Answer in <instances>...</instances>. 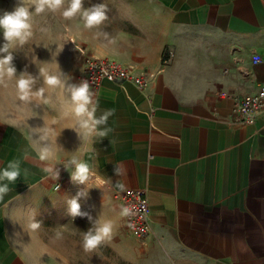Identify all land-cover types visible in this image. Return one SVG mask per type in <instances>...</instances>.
<instances>
[{"label":"crops","instance_id":"0c3cea01","mask_svg":"<svg viewBox=\"0 0 264 264\" xmlns=\"http://www.w3.org/2000/svg\"><path fill=\"white\" fill-rule=\"evenodd\" d=\"M130 20V42L97 55L156 74L145 89L103 83L97 115L115 109L107 137L80 135L75 117L63 115L70 94L44 79L33 90L45 87L50 104L20 101L14 81L0 87V169L12 160L22 169L0 201V264H97L91 252L80 262L74 239L55 246L29 228V209L71 181L63 163L73 156L92 166L84 202L95 205V219L114 223L98 248L111 264H264V112L236 125L233 99L220 96L264 81V62L255 63L264 61V0H147ZM81 65L72 79L63 72L68 83ZM45 128L50 138L40 140ZM51 143L54 154L40 159ZM117 181L147 191L145 241L121 230ZM86 187L72 185L67 197Z\"/></svg>","mask_w":264,"mask_h":264},{"label":"clouds","instance_id":"9594fccd","mask_svg":"<svg viewBox=\"0 0 264 264\" xmlns=\"http://www.w3.org/2000/svg\"><path fill=\"white\" fill-rule=\"evenodd\" d=\"M59 15L65 21L79 20L83 27L88 30L97 29L108 19V7L104 3L93 4L85 8L83 0H15V4L11 11L3 10L0 12V34H2V43H0V87L7 86L8 82L14 81L15 88L20 101L33 104V99L43 104H50V99L45 98V87L34 89L36 78L27 71H21L17 75V69L13 63L14 54L22 49L30 41L34 40L37 26L34 22L36 16L42 14ZM42 34H48L50 29L40 27ZM107 32H97L96 36H103L108 39ZM110 43L113 41H109ZM259 57L255 58V63L259 64ZM40 74L44 77V84L50 89H64L70 94L68 105L70 113H63L64 116L71 114L75 117L74 128L80 135L89 138H105L112 131L107 127L110 117L115 115V109H105L97 115L99 109V100L96 99V93L92 90L89 81L82 79L76 83H68V78L60 71L50 72L45 67L40 68ZM44 135L40 136V140L50 138L51 129H44ZM94 152V149H93ZM54 154L52 143L45 145L40 149V159H48ZM91 156L89 159H94ZM66 170H71V181L74 184L86 185L76 193L75 196L66 199L67 214L73 219L76 217H86L91 227L87 231H83L82 246L86 252H92L98 249L106 241L113 236L114 223L112 220L100 219L93 217L82 210L81 200L88 198V182L93 176L92 166L89 162L73 156L63 163ZM27 175V170H23ZM22 169L18 160L9 161L7 166L0 169V201L11 191L10 184L15 183L21 177ZM114 173L117 176L122 175V169L119 165H114ZM59 178V170H55L54 179ZM116 186L121 190L124 185L119 181ZM59 185H56L59 191ZM120 216L127 217L133 214L128 206H121ZM42 227V221L37 220L35 216L29 223L32 231H38ZM76 235V233H73ZM55 238L62 239L63 231L55 230Z\"/></svg>","mask_w":264,"mask_h":264},{"label":"rangeland","instance_id":"374dc122","mask_svg":"<svg viewBox=\"0 0 264 264\" xmlns=\"http://www.w3.org/2000/svg\"><path fill=\"white\" fill-rule=\"evenodd\" d=\"M98 3L107 5L108 19L97 29H85L78 19L65 21L59 15L48 13L36 16L34 22L37 31L34 40L14 54L13 63L17 69V75L21 71H27L39 82L44 79L40 74V68L45 67L50 72L60 71L63 73L67 71L69 78L72 79V74L87 55L109 54L110 51L115 50L117 45L123 49L125 43L130 42L133 34L130 18L134 12L146 5L147 0H83L85 8ZM14 4L15 0H0V12L11 11ZM40 27H47L50 32L42 34L39 31ZM98 31L107 32L108 39L96 36ZM0 43H2V34H0ZM60 178L66 179L67 177ZM68 182L65 184L62 182L59 191L55 192L56 194H45L43 200L37 202L43 201L42 206L30 208L29 213L31 219L35 216L37 220L42 221V227L38 231L43 234L47 243L63 247L67 246L71 239H74L77 256L79 255L80 262H83L86 251L82 246L81 234L83 231H87L91 224L86 217L73 219L67 214V193L74 185L72 181ZM81 205L82 210L87 211L95 219V205L92 204L89 208L83 199ZM57 229L63 231L62 239L55 238ZM91 253L92 260L95 259L97 264L112 263L108 260L109 258L99 255L98 249ZM87 256L90 258L89 255Z\"/></svg>","mask_w":264,"mask_h":264},{"label":"built area","instance_id":"2783aa9c","mask_svg":"<svg viewBox=\"0 0 264 264\" xmlns=\"http://www.w3.org/2000/svg\"><path fill=\"white\" fill-rule=\"evenodd\" d=\"M155 74L156 72L150 69L137 70L133 65H126L113 58L93 54L87 55L82 61L81 68L75 75L74 83L86 79L95 93L99 91L105 81L113 83L132 81L140 89H145ZM220 96L233 99L230 116L236 125L242 126L255 122L257 117L264 112V81L256 91L245 95L221 92ZM115 196L123 206H128L133 211L132 215L123 217L120 223L121 230L145 241L151 231L150 205L146 189L128 187L118 191Z\"/></svg>","mask_w":264,"mask_h":264}]
</instances>
